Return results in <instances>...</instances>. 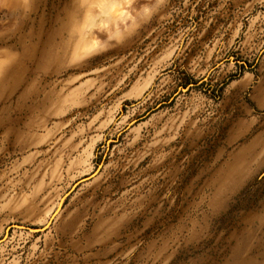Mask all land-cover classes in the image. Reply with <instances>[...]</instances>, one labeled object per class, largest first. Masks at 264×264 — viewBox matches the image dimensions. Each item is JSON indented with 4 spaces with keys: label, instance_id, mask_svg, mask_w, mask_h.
<instances>
[{
    "label": "rangeland",
    "instance_id": "rangeland-1",
    "mask_svg": "<svg viewBox=\"0 0 264 264\" xmlns=\"http://www.w3.org/2000/svg\"><path fill=\"white\" fill-rule=\"evenodd\" d=\"M0 264H264V0H0Z\"/></svg>",
    "mask_w": 264,
    "mask_h": 264
},
{
    "label": "water",
    "instance_id": "water-1",
    "mask_svg": "<svg viewBox=\"0 0 264 264\" xmlns=\"http://www.w3.org/2000/svg\"><path fill=\"white\" fill-rule=\"evenodd\" d=\"M15 227H17V228H21V229H26L25 227H23V226H15ZM28 230H31V229H28ZM34 231H42V229H39V230H37V229H34Z\"/></svg>",
    "mask_w": 264,
    "mask_h": 264
},
{
    "label": "bare ground",
    "instance_id": "bare-ground-1",
    "mask_svg": "<svg viewBox=\"0 0 264 264\" xmlns=\"http://www.w3.org/2000/svg\"><path fill=\"white\" fill-rule=\"evenodd\" d=\"M117 16H118V15H117ZM117 16H116V17H117Z\"/></svg>",
    "mask_w": 264,
    "mask_h": 264
}]
</instances>
